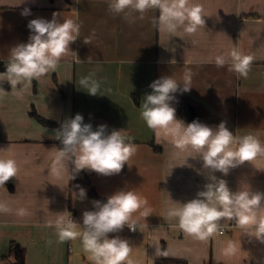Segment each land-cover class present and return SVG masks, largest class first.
I'll return each instance as SVG.
<instances>
[{"label":"crops","instance_id":"crops-1","mask_svg":"<svg viewBox=\"0 0 264 264\" xmlns=\"http://www.w3.org/2000/svg\"><path fill=\"white\" fill-rule=\"evenodd\" d=\"M110 2L0 0V62L5 65L11 48L29 41L30 20H51L58 13L61 22L73 19L81 24L80 37L70 45L71 51L62 57L56 72L30 84L18 83L15 88L9 84L8 90L0 87V158L15 159L19 167L13 177L15 192L0 186V203L10 209L0 212V264L14 263L12 242L26 251L25 264H75L76 259L95 264L79 238L70 240L74 245L56 242L54 222L60 215L66 219L72 215L81 230L83 212L94 210L93 201H107L122 189L137 191L148 203L133 214L137 230L117 235L134 245L150 239V264L162 257L187 264H264V243L251 234L254 229H242L235 221L225 220L220 226L227 228L225 234L219 228L214 236L200 240L185 233L178 219L168 215L179 203L196 198L210 182L211 173L203 169L198 153L180 150L171 138L158 140L139 109L142 98L152 91L149 85L153 81L173 75L182 82L185 71L191 70L192 88L184 94L193 114L181 113L173 102L177 117L185 123L199 120L213 128L225 122L236 137L253 135L264 144V0H190V5L203 6L205 16V26L191 35L183 27L175 35L162 31L158 9L147 11L143 19L137 12L125 18L109 10ZM25 8L31 9L30 15H21ZM85 38L91 42L85 44ZM233 48L253 56L247 78H238L228 70L229 65L218 68L209 63ZM90 56L92 62L88 63ZM90 74L100 85L96 96L80 85L81 78ZM30 91L32 95L23 94ZM68 105L70 108L58 110ZM33 108L44 119L61 125L79 113L94 130L101 124L108 126L109 133L123 129V135L137 145L129 161L131 168L126 164L120 174L112 176L84 170L90 184L81 185L87 195L78 198L79 188L70 191L71 162H65L60 177L51 171L59 150L58 129L31 117ZM213 174L225 179L233 191L247 183L253 191L264 193V155L232 169L226 177ZM92 190L97 196L90 194ZM21 208L26 215L17 214ZM229 241L237 245V251L226 255Z\"/></svg>","mask_w":264,"mask_h":264},{"label":"clouds","instance_id":"clouds-1","mask_svg":"<svg viewBox=\"0 0 264 264\" xmlns=\"http://www.w3.org/2000/svg\"><path fill=\"white\" fill-rule=\"evenodd\" d=\"M151 9L159 10L161 30L174 35L178 27H183V31L191 35L205 26L203 6L190 5V0H111L109 3L110 11L123 14L125 18L137 12L143 19ZM30 14L29 8L21 12L22 16ZM28 28L32 33L29 41L11 48L6 71L0 72V80L7 79L13 88L18 83L27 81L30 84L33 79L39 80L50 72H56L62 57L71 51L70 45L80 37L81 24L73 19L61 22L58 13H53L51 20H30ZM90 42V38L84 39L85 44ZM90 62L91 56L88 57ZM213 62L218 68L229 65L228 70L235 72L238 78H247L253 56L244 55L233 48L209 61ZM193 75L191 70L185 71L182 82L173 75L156 79L149 85L152 91L145 94L139 107L142 120L154 131L158 140L161 137L165 140L171 138L174 146L180 150L191 149L198 153L203 161V169L211 173L208 176L210 182L197 193L196 198L186 203L178 202L180 206L170 209L168 215L178 219L179 227L185 233L200 240L214 236L221 222L228 220L235 221L242 229H254L251 234L264 243V193L253 191L247 183L233 191L225 179L213 174L219 172L226 177L232 169L264 155V144L253 135L236 137L225 122L213 128L199 120L185 123L179 119L173 106L175 94L191 90ZM80 85L88 94L98 95L100 85L91 74L81 78ZM107 127L101 124L94 130L79 113L66 120L55 135L62 147L55 155L52 174L60 177L65 170V162L74 165L71 180L84 170L112 176L120 174L126 164L131 168L129 161L136 153L137 145L123 135V129H113L109 133ZM18 171L15 159L0 158V186L16 177ZM76 187L79 188L77 197L85 198L86 189L80 185ZM147 203L135 190H118L106 202L93 201L94 210L83 212L81 230H77V223L73 219L60 215L54 222L56 242L79 238L95 264H124L125 261L133 264L129 259L132 250L129 240L119 235L109 238V234L122 232L125 226L136 231L138 224L133 220V214ZM9 211L6 204L0 203V212ZM17 214L24 216L27 211L21 208ZM49 226H53L52 222H49ZM236 251L237 245L229 241L225 254L231 255Z\"/></svg>","mask_w":264,"mask_h":264},{"label":"trees","instance_id":"trees-1","mask_svg":"<svg viewBox=\"0 0 264 264\" xmlns=\"http://www.w3.org/2000/svg\"><path fill=\"white\" fill-rule=\"evenodd\" d=\"M4 71H6V65L4 63L0 62V72H4ZM3 87L10 88V86H8V85L3 86ZM175 95H176V101H174V105L176 106L177 110L182 112L183 109H185V107L190 103V100L188 97H186V95L184 93L181 94L180 92H177ZM136 102H137V104H139V101H136ZM30 116L35 118L43 126L57 128L58 130L61 128V124L44 119L43 117H41L40 115L37 114L35 109H33ZM56 144H57L58 148L62 147L59 140L56 142ZM71 166L73 169L74 165L71 164ZM71 176H72V170H71ZM89 184H90V181H89L87 175L83 171H81L79 174L76 175L75 179L71 180L70 191L72 192L74 189H76L77 185L81 186V185H89ZM5 185L7 186L8 190L11 193L15 192V187L13 184V178H11ZM90 194L92 196H97L93 190L90 192ZM103 202H106V200L103 199ZM126 231H130V230L128 228H124L123 231L119 232V233H125ZM117 234L118 233H110L109 235L112 238L113 236H115ZM11 248L13 249V251L15 253V259H16V261L13 264H25V262H26V251L21 249V247L18 244H16L15 242H12ZM164 249H165V247L163 244L162 252H164ZM154 264H187V263L184 261H171L167 258L162 257V258L156 259Z\"/></svg>","mask_w":264,"mask_h":264},{"label":"rangeland","instance_id":"rangeland-1","mask_svg":"<svg viewBox=\"0 0 264 264\" xmlns=\"http://www.w3.org/2000/svg\"><path fill=\"white\" fill-rule=\"evenodd\" d=\"M0 87L5 89V90H8V88L6 87H3V86H9V83H5V82H2L0 81ZM3 85V86H2ZM33 91L36 92L37 91V87H36V84H34V88H33ZM24 95H32V92H25L23 93ZM29 97H32V96H29ZM33 99V98H31ZM40 101V100H39ZM67 108H70V105H68L67 107H59L58 110L62 111V110H66ZM33 109H36V108H33ZM56 111V109H55ZM58 112V111H57ZM124 239H127L129 240L128 238H124ZM130 242V246H131V253L129 255V259H131L133 261V264H150L151 262V251L153 253V250H151L150 248V239H146V238H143L142 242H140V244L138 245H134L132 244V241L129 240ZM79 243L81 244V242L79 241ZM73 243L70 241V245H72ZM74 245V244H73ZM73 247V246H72ZM78 248L79 245H77L75 249V253H74V256L77 257V254H76V250L78 251ZM136 250V251H135ZM16 261V259L14 260V262ZM90 262V261H89ZM152 262L154 263V258L152 259ZM74 263L75 264H82L78 259L74 260Z\"/></svg>","mask_w":264,"mask_h":264},{"label":"water","instance_id":"water-1","mask_svg":"<svg viewBox=\"0 0 264 264\" xmlns=\"http://www.w3.org/2000/svg\"><path fill=\"white\" fill-rule=\"evenodd\" d=\"M189 109H192L191 103H189V104L185 107V109H183V112L185 111L186 114L188 113V116H189V114H190V115L193 114V113L191 114V110H189ZM183 112H181V113H183ZM199 116H200V115H199ZM198 119H199V117H198ZM188 120L191 121V118L189 117Z\"/></svg>","mask_w":264,"mask_h":264},{"label":"built area","instance_id":"built-area-1","mask_svg":"<svg viewBox=\"0 0 264 264\" xmlns=\"http://www.w3.org/2000/svg\"><path fill=\"white\" fill-rule=\"evenodd\" d=\"M69 219H73V220L75 221V218H74V216H72V215L69 217ZM130 231H131V230H130ZM226 231H227V228H226V227H221V228H220V233H221V234H225ZM131 232L134 233L135 231H131Z\"/></svg>","mask_w":264,"mask_h":264}]
</instances>
